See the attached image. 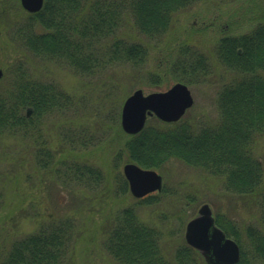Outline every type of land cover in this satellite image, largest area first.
Here are the masks:
<instances>
[{
    "label": "trees",
    "instance_id": "1",
    "mask_svg": "<svg viewBox=\"0 0 264 264\" xmlns=\"http://www.w3.org/2000/svg\"><path fill=\"white\" fill-rule=\"evenodd\" d=\"M199 1L45 0L39 12L29 13L15 28L13 36L33 54L59 60L80 75L92 76L120 64L139 67L148 58L143 41L122 33L128 17L134 19L140 34L157 38L169 30L177 13ZM215 55L216 61L235 75L218 92V119L195 124L185 118L165 123L150 117L141 132L128 136L115 157L126 154L129 161L146 169L179 160L221 177L230 193L255 196L257 222L244 223L224 213L216 214L215 219L239 245V264H264V160L254 151L256 139L264 135V22L248 33L222 37L216 43ZM212 65L205 53L183 44L171 71L180 82L202 83L215 74ZM8 72L14 87L0 88V135L33 134L42 139L40 120L62 109L69 97L55 83L34 78L22 62ZM119 129L120 134L125 133ZM70 140L74 143V138ZM37 157L43 169L54 162L46 144L39 148ZM72 166L71 179L77 183L85 176L92 179V183L86 180L92 187L106 181L105 173L94 165L72 161ZM115 181L119 193L127 192L123 175L116 176ZM141 200L159 202L152 194ZM41 224L1 251L0 264H70L79 234L74 217L52 218ZM106 234L105 247L115 264L203 261L186 242L173 256L167 255L163 232L143 220L135 206L115 211Z\"/></svg>",
    "mask_w": 264,
    "mask_h": 264
},
{
    "label": "rangeland",
    "instance_id": "2",
    "mask_svg": "<svg viewBox=\"0 0 264 264\" xmlns=\"http://www.w3.org/2000/svg\"><path fill=\"white\" fill-rule=\"evenodd\" d=\"M29 13L20 0H0V69L4 72L0 88L14 87L8 71L22 62L34 78L55 83L70 100L40 120L42 139L33 134L0 135V252L41 223L72 216L79 234L70 264H115L105 238L113 213L126 206L138 208L143 220L163 232V249L170 257L185 242L186 225L204 204L215 215L228 214L244 223L259 220L255 196L230 193L221 177L179 160L156 169L163 188L152 195H157L159 202L148 204V200L134 197L129 186L127 192L119 193L115 177L124 176V165L134 162L126 154L120 159L115 156L132 135L119 132L125 100L137 90L148 95L180 82L171 68L183 44L205 53L215 74L202 83L180 82L189 87L194 98L193 106L181 118L195 124L218 119V92L235 75L216 61V43L263 23L264 0L199 1L177 13L169 30L157 38L140 34L134 19L128 17L122 33L143 41L148 58L139 67L120 64L92 76L80 75L59 60L37 56L16 40L14 30ZM42 140L54 154V162L45 169L38 165L37 157L45 145ZM254 151L264 160V135L256 139ZM63 160L66 162L58 163ZM72 161L100 168L106 181L97 187L87 183H92L90 177L85 176L81 183L73 181Z\"/></svg>",
    "mask_w": 264,
    "mask_h": 264
},
{
    "label": "water",
    "instance_id": "3",
    "mask_svg": "<svg viewBox=\"0 0 264 264\" xmlns=\"http://www.w3.org/2000/svg\"><path fill=\"white\" fill-rule=\"evenodd\" d=\"M20 2L30 13L38 12L44 4V0H20ZM3 74V70L0 69V78ZM193 103L192 93L183 83H176L167 91L148 95L142 90H137L123 104L122 129L128 134H137L144 128L148 116L153 115L164 122H176ZM123 172L131 193L137 198L162 189V176L155 170L143 169L134 163H127ZM185 240L201 253L206 264H239V246L216 225L212 209L208 204L202 205L198 214L187 223Z\"/></svg>",
    "mask_w": 264,
    "mask_h": 264
}]
</instances>
